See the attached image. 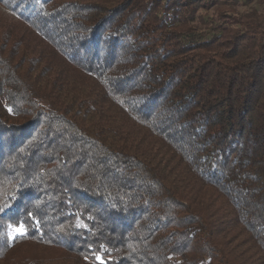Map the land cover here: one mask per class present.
<instances>
[{"label":"trees","instance_id":"16d2710c","mask_svg":"<svg viewBox=\"0 0 264 264\" xmlns=\"http://www.w3.org/2000/svg\"><path fill=\"white\" fill-rule=\"evenodd\" d=\"M0 7L58 58L0 16V264H264V12L203 36L201 0Z\"/></svg>","mask_w":264,"mask_h":264},{"label":"rangeland","instance_id":"374dc122","mask_svg":"<svg viewBox=\"0 0 264 264\" xmlns=\"http://www.w3.org/2000/svg\"><path fill=\"white\" fill-rule=\"evenodd\" d=\"M192 1V0H187ZM208 8H199L196 17V26L200 30V34L208 36L210 34L213 21L217 15L235 17L236 14H246L250 11H257L258 13L264 12V0H201ZM221 12V13H218ZM0 16L6 21V24H10L13 27L14 32L24 37L26 43L34 49L48 51L46 45L38 40L34 33L25 25L19 23L15 16L6 12L0 7ZM5 23V22H4ZM209 29V30H207ZM37 39V40H36ZM51 59L57 60L55 54H51ZM63 256L60 248L41 245L36 241L29 240L15 244L7 253L3 260V264H30L34 261L44 262L47 260L58 259Z\"/></svg>","mask_w":264,"mask_h":264},{"label":"snow or ice","instance_id":"6c2138e0","mask_svg":"<svg viewBox=\"0 0 264 264\" xmlns=\"http://www.w3.org/2000/svg\"><path fill=\"white\" fill-rule=\"evenodd\" d=\"M13 230L16 232L17 235H23L24 234L22 226L14 228ZM101 264H102V261H101Z\"/></svg>","mask_w":264,"mask_h":264}]
</instances>
